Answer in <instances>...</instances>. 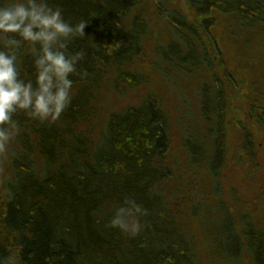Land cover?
<instances>
[{"label":"trees","instance_id":"1","mask_svg":"<svg viewBox=\"0 0 264 264\" xmlns=\"http://www.w3.org/2000/svg\"><path fill=\"white\" fill-rule=\"evenodd\" d=\"M222 28L264 30V0H0V264H264V189L231 205L219 179L233 110ZM185 77L213 109L198 149L181 129ZM156 86L184 111L178 145Z\"/></svg>","mask_w":264,"mask_h":264},{"label":"rangeland","instance_id":"2","mask_svg":"<svg viewBox=\"0 0 264 264\" xmlns=\"http://www.w3.org/2000/svg\"><path fill=\"white\" fill-rule=\"evenodd\" d=\"M161 26H163V23L158 21L156 28L161 30ZM219 33L223 36L221 42L226 43V45L224 46L223 52L216 51L217 56L214 61L217 63L218 59H221L223 61L221 65L225 67L228 75L231 77L227 86L228 92H230L229 97H231L233 108V110L231 109V114L229 113V116H227L226 119V143L228 156L226 157L225 164H223L219 179L223 192L228 198L229 204H233V199L235 198L234 195H236V198L244 203L245 208H250V205L256 206V204H258L256 203L252 205L251 202L254 198H257L256 195L264 189V125L263 127H259L256 124L257 120H255L254 116H251L253 115L251 114L252 112L247 109V103L249 101L248 90H250L252 95L251 99L253 100V103L261 105V107L264 108V30H246L245 33H243L240 30L234 31L233 29L222 28ZM153 38L155 39L157 37ZM153 43L154 41L151 39L148 46H151ZM247 46H249V54L252 52L256 59L262 60H249L250 62H254L253 66H255V68L260 70V74L257 76H249L253 69L249 68L250 62L244 60L247 57L245 51ZM218 48L219 46L216 45V49ZM146 59L147 57L144 58V61ZM219 74H223L222 69L219 70ZM173 75L175 78L180 76L177 71H173ZM184 80L185 82L181 83L183 87L179 86V89L183 93L184 101L189 111L186 112L188 114H186L187 119L185 120L184 118L185 121L183 120L184 122L181 129L184 135L190 139L187 142L198 149V147L207 139L206 134L211 129L210 124L213 120L212 116L210 118H204L202 113L212 114L213 109L210 106L202 109L201 106L198 105L199 101L202 100V96L198 98V96L195 95L198 89L195 86V79L185 77ZM230 83H232L233 86L229 85ZM236 83L242 84L234 89L233 87ZM154 86L155 85H153V87ZM148 88H151V86L141 87L137 94L132 93L130 95H122L117 103L113 104L112 108L121 110V108L136 105L139 100L138 98L141 97L142 94L150 91ZM156 89L157 93L162 95L164 99V103L167 106L166 110L169 112V117L174 127L171 141L174 145H178L180 142V134L179 129L177 130L176 123L179 112L182 114L179 100L176 99V94L170 93L167 88L162 87L161 89H158L156 86ZM195 104L198 105V110H196ZM257 113H259V111H257ZM241 121L245 130L248 131L249 139L252 140V144L254 145L253 149L256 157L251 159L253 163H250L249 159H247L244 154H241V152H245L242 150L244 143V130L240 127L241 124L239 125L238 123ZM96 122H99V120ZM90 130L91 132H95L96 124H93L89 131ZM172 154L173 159H176V157L179 156L177 150L174 151L172 149ZM252 175L258 178V180L252 181ZM202 258L207 263H210L208 257L205 255H203Z\"/></svg>","mask_w":264,"mask_h":264}]
</instances>
